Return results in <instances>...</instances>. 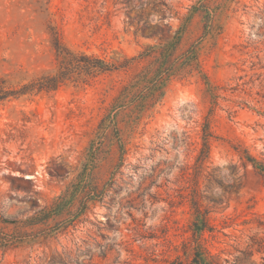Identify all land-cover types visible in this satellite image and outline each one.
<instances>
[{
    "label": "rangeland",
    "instance_id": "rangeland-1",
    "mask_svg": "<svg viewBox=\"0 0 264 264\" xmlns=\"http://www.w3.org/2000/svg\"><path fill=\"white\" fill-rule=\"evenodd\" d=\"M55 32L110 63L178 32V70L146 108V62L0 102V264H190L193 201L213 264H264V0H0V78L53 74Z\"/></svg>",
    "mask_w": 264,
    "mask_h": 264
},
{
    "label": "trees",
    "instance_id": "trees-1",
    "mask_svg": "<svg viewBox=\"0 0 264 264\" xmlns=\"http://www.w3.org/2000/svg\"><path fill=\"white\" fill-rule=\"evenodd\" d=\"M178 33V32H177ZM177 33L166 44L149 45L138 54L137 57L129 59H121L112 63L93 56H87L83 53H74L66 46H64L55 32L53 34L51 44L57 56V66L54 73H45L40 77H36L24 84L13 86L10 82L1 77L0 78V102L19 99L23 96H31L40 92H52L57 90L61 85L67 81H79L84 77H93L96 74L111 72L120 68L127 69L131 64L138 62H146V68L140 74L136 75L134 79L120 90L118 98H116L117 105L130 104V99L135 95L141 93L145 88L144 98H146L144 108L147 103L156 100L163 95V89L166 83L177 72V64L173 60L174 54L177 52L178 46L181 42V35ZM183 70L193 69L196 66V54L192 52L184 59ZM133 113L140 115L141 111L138 109L139 105H130ZM137 111V113H136ZM135 116V117H136ZM211 133L208 130V123H204L203 141L200 150L199 161L208 159L209 157V140ZM242 159L251 165L252 169L260 176L264 177V161H259L251 156L246 151L243 152ZM208 180L213 179V174H208ZM194 222L192 223V260L190 264H213L211 259L213 255L203 246L202 236L205 231L211 232L212 228L209 226V219L207 211L201 210L200 206L193 201L192 204Z\"/></svg>",
    "mask_w": 264,
    "mask_h": 264
}]
</instances>
